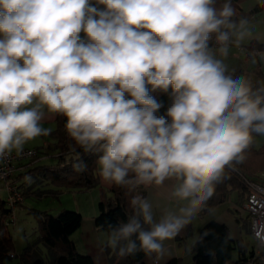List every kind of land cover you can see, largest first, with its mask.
<instances>
[{
	"label": "clouds",
	"instance_id": "9594fccd",
	"mask_svg": "<svg viewBox=\"0 0 264 264\" xmlns=\"http://www.w3.org/2000/svg\"><path fill=\"white\" fill-rule=\"evenodd\" d=\"M249 23L232 0H0V159L49 135L46 116L66 118L72 150L100 153L103 182L149 193L108 247L160 264L264 136V81L225 63Z\"/></svg>",
	"mask_w": 264,
	"mask_h": 264
},
{
	"label": "trees",
	"instance_id": "16d2710c",
	"mask_svg": "<svg viewBox=\"0 0 264 264\" xmlns=\"http://www.w3.org/2000/svg\"><path fill=\"white\" fill-rule=\"evenodd\" d=\"M238 1L240 0H232L233 6L237 9L238 15L244 16L248 20L253 19L264 10V6L258 5L256 8L245 12L238 8ZM253 83L257 84V82ZM151 94L158 101L163 102L164 108L161 109V113H163L170 103L169 94L159 90ZM57 123L58 127L53 134L59 148L58 162L54 166L44 165L29 170L27 174L30 177L29 183L32 186L41 185L43 182L51 183L59 188L56 194L62 189L82 191L95 187L98 183L96 161L100 153L96 151L85 153L83 149L79 148L73 151L74 141L71 140L65 129L66 118L58 115ZM255 136L256 134H254ZM77 163H82V170H77L74 167ZM234 166L236 170L225 169L224 177L216 184L215 194L206 202L202 214L225 201L229 194L238 188L244 190L247 199V189L243 177L254 179L261 176L264 169V144L256 148L253 140L252 145L246 150L244 161ZM20 188L25 197L30 194L39 197L44 195L42 190L28 191L23 186ZM30 188L29 186L28 189ZM112 193L111 198L99 204V214L95 218V224L100 230L111 231L110 226H115L120 221H126L128 215L131 214L129 201L133 196L142 194L140 188L130 190L126 186L114 184ZM8 214V209L3 211L4 218H7ZM37 214L41 241L48 249L50 257L46 259L43 256L44 254L38 244H30L24 252L17 256L14 254V257H11L13 238L7 231L4 219L0 221V264H4L6 260L15 257L20 258L23 264H95L90 255L78 252L74 241L71 239L83 221V216L79 211L64 210L57 216L46 212H38ZM191 231L189 224L180 232L177 240H185ZM204 233L207 235L203 236ZM236 249L238 256L234 259L233 254ZM116 258L111 259L110 264H148L142 252L125 259L117 258V260ZM166 264H180V260L174 258ZM192 264H264V252L256 253L255 248L249 249L246 243L235 242L226 225L218 221H211L200 231L198 240L193 247Z\"/></svg>",
	"mask_w": 264,
	"mask_h": 264
},
{
	"label": "crops",
	"instance_id": "0c3cea01",
	"mask_svg": "<svg viewBox=\"0 0 264 264\" xmlns=\"http://www.w3.org/2000/svg\"><path fill=\"white\" fill-rule=\"evenodd\" d=\"M258 5H260L258 3V0L238 1V8L245 12L256 8ZM249 21L250 23L248 27L250 35L246 37V39L239 46L230 47L229 55L226 58L225 63L228 65L230 72H234L237 74L243 73L249 76L253 82H259L263 81L264 78V65H262V63L254 62L253 58L261 57L262 61H264V10L253 19H249ZM81 35L83 36V33H81ZM239 60L243 62V67L241 66ZM228 62H231V64H229ZM57 122L58 115L46 116L45 120L42 121L41 126L50 130L49 135L37 137L35 140L28 142L24 146V149H37L39 151L38 158L36 160H26L24 162L19 163L17 171L15 173L16 182L19 186H23V188L28 191L40 190L38 189V187L43 188V190L41 189L44 192L42 199L48 200L49 197H51L53 199V202L58 199V193L56 194L58 188L51 183L44 182L41 185L39 184L37 186H32L31 183H29L30 177H28L29 175L27 174L29 170L38 166H54L57 164L59 148L57 145L56 137L53 134V132H55L58 127ZM13 152H15V150ZM97 174L98 183L95 187L89 190L80 191L78 194H76L78 195L77 198L74 197L72 199V197H69L68 200H66L67 204H59L56 206L54 205L51 208V211H48V209L39 208V210L41 211L38 212H46L50 214L51 212L61 213L62 211L69 209L79 211L83 216V221L80 228L71 236V239L74 241L78 252L81 254L90 255L93 258L95 264H110L111 259L113 260L114 257L116 258L115 252L110 247H108L107 243L110 231L100 230L95 224V218L99 214V204L112 197L113 185H109L102 181L99 175V168ZM29 186L31 187L30 189H28ZM46 186L48 187L46 188ZM140 190L142 193L141 195H149V193L146 192L143 188H140ZM234 192L237 193V198L232 200L231 195ZM1 193H4V195L3 197L0 196V221H3L5 219L7 231L12 235L13 238V251H11V253L17 256L18 254L24 252V250L30 244H36L38 242H28V245L23 250H16L14 236L8 228L10 225L6 224V222L8 221V217H3V211L8 209L7 204L5 202L6 194L5 192H0V194ZM32 196L37 195L33 194ZM79 197L82 198L79 199ZM152 197L156 201V203L159 204L161 207L165 205L166 202L157 197L155 193H152ZM26 200H24V202L21 203L19 207L24 206L26 204ZM52 201L51 203L54 204ZM57 201H59V199ZM245 202V192L241 188H238L231 192L225 201L216 205L210 211L202 214V208L200 215H206L209 213V216L207 218L201 216V222L198 225H193L192 222L190 223L192 230L190 236H192V239H188L187 242L183 244L181 241L177 240L176 236L173 240L165 242L166 252L163 259L160 261V264H166L169 260L174 258H178L180 260V264H183L186 258L187 260H190L193 255V247L196 244L200 234L199 230H202L200 228H203L207 223L211 221H218L226 225L230 231L231 237L235 242H244L241 238L242 227H245L248 231H250L249 214L245 209ZM168 206L170 208L176 207L175 203L169 204ZM238 213H240L241 215L239 216ZM242 213H245L246 217H242ZM157 216H159V212H157ZM37 229L39 231V228ZM39 240V248L44 254L42 248V246L44 245L41 241V233ZM184 245L185 249L187 250L184 249ZM47 253L48 250H46V254ZM7 261L8 260H6L4 264H8ZM146 261L148 264H152V262L147 258ZM19 264L23 263L20 261Z\"/></svg>",
	"mask_w": 264,
	"mask_h": 264
},
{
	"label": "built area",
	"instance_id": "2783aa9c",
	"mask_svg": "<svg viewBox=\"0 0 264 264\" xmlns=\"http://www.w3.org/2000/svg\"><path fill=\"white\" fill-rule=\"evenodd\" d=\"M39 156L37 149H24L21 154L12 152L4 159H0V192H5V202L9 210L7 225L15 224L14 210L24 202L25 196L16 182L15 173L18 164L26 160H36ZM236 170L234 167H229ZM247 189V199L244 204L249 214L251 233L257 240L256 253L264 252V169L258 178L243 177ZM14 257V254H10Z\"/></svg>",
	"mask_w": 264,
	"mask_h": 264
},
{
	"label": "rangeland",
	"instance_id": "374dc122",
	"mask_svg": "<svg viewBox=\"0 0 264 264\" xmlns=\"http://www.w3.org/2000/svg\"><path fill=\"white\" fill-rule=\"evenodd\" d=\"M254 62L256 63H262V65H264V61H262L261 57H257V58H253ZM241 66L243 67L244 64L242 61H240ZM229 64H231V62H228ZM236 69H240V68H236ZM264 144V136L261 135H256L254 137V145L255 147H261V145ZM49 186V185H48ZM46 186V188L48 187ZM36 188V187H35ZM58 188V187H57ZM38 189H42L38 187ZM59 190V188H58ZM57 190V191H58ZM80 191L77 190H68V189H62L61 192L58 193V199L59 201H55L53 202L52 198L49 197L48 200H43L42 197L37 196H32V195H27L25 197L26 200V204L24 206L18 207L14 210V215L16 217V223L13 225H10L8 228L11 231V233L14 236V240H15V246H16V250L20 251L23 250L27 245L28 242H38L36 244H40V232L38 231V211L40 209H48V211H51V208L55 205H59V204H67V201L69 197H72V199L75 197L77 198L78 194ZM4 193H1L0 196L3 197ZM82 197H79V199ZM232 200L237 198V193L234 192L231 195ZM51 201L54 203L52 204ZM72 210V209H69ZM201 212V211H200ZM200 212L196 215V217L192 220V224L193 225H198L201 222V216L204 217H208L209 213L206 215H200ZM50 214L53 215H59L60 212H51ZM239 216L241 215L240 213H238ZM242 217H246L245 213H242ZM202 229V228H200ZM201 230H199L200 232ZM195 234V233H194ZM241 238L243 239L244 243H246L248 245L249 249H253L257 247V240L254 237V235L248 231L245 227H242L241 230ZM192 239V236H188L185 240L181 241L183 244L185 242H187V240ZM43 248V252L45 255H43L46 259L48 257H50V253L48 251V253L46 254V250H48L47 248H45L44 246H42ZM184 249H185V245H184ZM187 250V249H185ZM261 253V252H260ZM238 256V250L236 249L234 251L233 257L234 259L237 258ZM193 262V255L190 258V260H187V258L184 260L183 264H191ZM8 264H19L20 263V258L15 257L12 259H9L7 261ZM182 264V263H181Z\"/></svg>",
	"mask_w": 264,
	"mask_h": 264
}]
</instances>
